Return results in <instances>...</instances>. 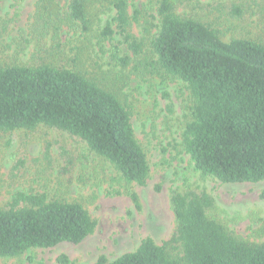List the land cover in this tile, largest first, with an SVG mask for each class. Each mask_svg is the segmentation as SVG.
Wrapping results in <instances>:
<instances>
[{"label": "trees", "instance_id": "16d2710c", "mask_svg": "<svg viewBox=\"0 0 264 264\" xmlns=\"http://www.w3.org/2000/svg\"><path fill=\"white\" fill-rule=\"evenodd\" d=\"M96 3L109 4L115 11L102 35H121L122 42L138 53L142 44L130 32L142 18L136 0H72L70 18L89 30L91 17L100 15ZM156 4L157 15L150 14L146 29L150 32L158 21L151 43L154 59L146 64L153 73L185 81L193 100L179 145L204 175L225 183L264 180V39L225 40L213 22L179 14L172 0ZM244 12L241 5L229 9L236 18ZM40 125L85 143L125 182L146 185L147 154L136 138L131 108L114 90L65 65L1 66L0 131ZM59 150L60 172L71 182L78 158L66 146ZM46 157L53 162L51 144ZM132 197L139 206L137 194ZM213 205L205 189L174 190L171 208L176 226L168 241L159 245L146 237L135 251L114 260L101 255L94 264H264V241H248L230 232L209 216ZM95 228L96 221L79 201L17 191L0 206V256L16 257L64 242L78 244ZM57 262L72 263L67 254Z\"/></svg>", "mask_w": 264, "mask_h": 264}, {"label": "rangeland", "instance_id": "374dc122", "mask_svg": "<svg viewBox=\"0 0 264 264\" xmlns=\"http://www.w3.org/2000/svg\"><path fill=\"white\" fill-rule=\"evenodd\" d=\"M71 1L0 0V67L65 65L114 90L132 110L135 135L147 154L150 176L146 185L125 182L85 143L45 125L0 131V206L17 191L45 193L81 202L96 221L95 231L81 243L64 242L32 248L16 257L0 256V264H58L61 254H67L71 264H94L101 255L114 260L135 251L146 237L161 245L176 226L171 194L189 187L205 189L213 197L209 216L230 232L248 241H264V180L225 183L204 175L179 145L193 100L185 81L153 73L146 64L154 59L151 43L158 21L150 32L146 29L150 28L147 21H152L150 14L157 15L156 0H136L142 18L132 24L130 32L142 44L138 53L122 42L121 35H102L115 15L111 5L96 3L100 15H93L90 29L85 30L69 16ZM172 1L179 14L213 22L225 40L234 36L264 39V0ZM210 5L220 10L210 12ZM232 5L245 9L241 18L229 14ZM129 13L133 16V7ZM49 144L53 162L46 157ZM59 146H66L78 158L71 182L60 172Z\"/></svg>", "mask_w": 264, "mask_h": 264}]
</instances>
